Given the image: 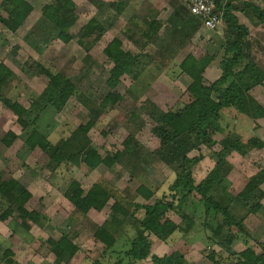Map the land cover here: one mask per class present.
Returning a JSON list of instances; mask_svg holds the SVG:
<instances>
[{
  "label": "rangeland",
  "instance_id": "374dc122",
  "mask_svg": "<svg viewBox=\"0 0 264 264\" xmlns=\"http://www.w3.org/2000/svg\"><path fill=\"white\" fill-rule=\"evenodd\" d=\"M24 1L32 9L15 31L0 9V65L10 72L0 89V264H151L152 255L172 252L182 254L189 264H211L206 259L209 251L225 264L232 258L229 251H221L197 225L191 235L176 231L166 242L144 234L151 249L139 252L138 262L125 253L141 233L139 220L144 212L137 205L162 197L169 200L176 179L187 174L197 186L212 171L219 153L229 152L234 142L238 150L224 156L222 181L208 195L230 204L235 217L244 219L247 234L234 231L238 240L231 244V252L248 246L260 253L264 248V118L252 120L234 109L222 110L209 146L193 134L162 147L153 131L166 113H176L194 99L183 61L189 55L204 60L200 82L209 87L221 76L223 61L233 56L227 45L239 32L237 26L246 34L235 73L248 63L254 65L260 82L246 96L252 109L257 105L264 109V22L244 7L255 4L264 11V0L219 1L222 8L230 5L231 9L225 25L224 19L215 31L200 26L175 0H66L74 18L64 32L67 40L43 17L42 10L51 0ZM91 23V33L82 36ZM81 38L84 46L78 42ZM116 52L135 61L111 92L106 80L114 63L108 55ZM43 69L62 75L73 88L60 109L54 95L52 105L47 104L44 90L50 80ZM108 93H113L112 103ZM212 97L217 99L216 94ZM6 101L23 110L22 123ZM80 127H87L84 137L86 148L94 151L93 168L67 159L58 162L53 156L61 157L60 147ZM42 139L48 142L46 150L40 147ZM134 150L136 155L126 153ZM117 152L122 158L110 164ZM73 185L81 189V197L100 187L108 196L104 206L85 214L76 210L65 197ZM141 185L153 190L149 201L137 193ZM18 187L30 194L22 207L37 213L38 223L20 216ZM242 194L262 209L246 213ZM184 205L187 214L202 220L204 209L196 192L189 193ZM169 218L180 223L172 213ZM99 229L113 239L111 245L107 236H99Z\"/></svg>",
  "mask_w": 264,
  "mask_h": 264
},
{
  "label": "trees",
  "instance_id": "16d2710c",
  "mask_svg": "<svg viewBox=\"0 0 264 264\" xmlns=\"http://www.w3.org/2000/svg\"><path fill=\"white\" fill-rule=\"evenodd\" d=\"M176 2L184 8L190 17L196 19L198 23L201 24V21L197 17H194L189 13L185 5L178 1ZM215 2L217 11L221 12L222 10L221 13L223 20L225 19V25L227 22V14L231 7L230 5H226L222 8L219 0H215ZM244 7L249 10L259 22H264V11L262 8L255 4H245ZM0 9H3L8 16L10 30L15 31L30 14L32 7L24 0H1ZM42 12L43 17L53 25L55 30L60 32L63 40H67L68 38L64 37V32L71 27L74 18L72 12L69 11L68 6L66 5V0H51V3L44 6ZM230 19L234 27H236V18L231 15ZM236 28L239 29V32L235 36H233V34L231 35V38L232 36L233 38L227 45V51L233 53V56L226 61H223L221 65V76L209 87L203 86L200 82V76L204 72L206 62L204 60H197L190 55L183 61L182 69L191 79L189 88L194 99L189 105L185 106L180 111L176 113L168 112L163 116L162 122L153 131L154 135L160 139V146L164 147L170 145L171 142L176 141L179 137H190L193 134L200 139L204 145H211L214 142V140H212V129H214V126L219 120L220 112L224 109H234L239 114L249 115L252 120L262 117L264 118V109L258 105L252 109L247 100L248 97L246 96L248 89L254 84L257 85L260 82V80L256 79L254 65L248 63L244 70L235 73L238 62L242 59V38L246 34L244 28L240 26H237ZM92 29V23L87 25L81 31L82 36H87L91 33ZM102 32L103 30L101 28L98 35L102 34ZM82 39L83 38L78 40L81 45L82 43L80 41ZM82 46H84V44ZM119 54L120 52H116L108 55L110 60L114 63V67L110 70V76L106 80V86L111 92L115 90L118 78L130 66V64L135 61V58L131 55L127 54L120 56ZM43 71L50 80L49 85L44 90L45 97H48L46 98L47 104L52 105V97L54 95V102L55 105H57L56 108L60 109L71 96L73 88L71 84L68 83V80L62 75L51 74L46 69H43ZM9 76L10 72L6 67L0 65V89L9 79ZM250 80H253V82ZM246 81L249 83L246 84ZM213 94L217 95V99H213ZM112 95L113 93H108L107 98H109V101L114 98ZM0 99L2 100V96H0ZM113 101L114 100H112L111 103ZM6 103L5 104L17 115L18 121L22 123L23 110L18 105L12 104L9 101H6ZM87 127L78 128L68 140V143L60 147L61 157H59L58 154L53 153V156H57L58 162L62 159H67V161L72 160L78 165H84L87 168L94 167L91 163L94 151L86 148L88 140L84 137L87 132ZM34 134L37 135V133ZM78 135H81L80 139L78 138ZM41 141H43L40 142L41 149L46 150L48 142L43 139ZM30 143L31 142H27L28 145H30ZM234 143L227 148L230 153L238 150L237 144L234 145ZM124 145L126 146L127 143ZM33 146L34 144H31L30 148ZM229 152L225 149L223 152L219 153L220 157L218 162L212 171H210L205 179L197 186H194L193 179L187 174L184 178L179 177L176 179V184L170 189V191H173V194L170 196L169 200L162 197L149 205H137V208L144 212L143 218L139 220L141 233L131 242L130 248L125 253L126 258L131 259L133 262H138V253L141 251L148 252L151 249L150 241L144 236V234L152 235L158 241L166 242L176 231L185 237L191 235L196 230L197 225L200 228H204V230L210 234V242L220 247L221 251H229L232 258L226 259L225 264H264V248L261 249L260 253H255L254 250L248 246L241 252H231V244L238 240L234 231L247 234L243 226L244 219H237L235 217V212L230 204H220L208 195L214 185L219 184L222 181V178L220 179L219 177V172L226 164L224 156L230 154ZM126 153L136 155L135 150L131 151V153ZM113 157H110V164L121 159L122 153L117 152ZM51 159H53V157H51ZM106 160L109 161V159ZM106 163L109 165V162L106 161ZM72 187L74 189H71L69 193H66L65 197L76 210H79L83 214L87 213L90 209L100 210L104 206L108 197L107 194L97 186L91 189L83 197H81L82 191L77 185H73ZM184 190L187 192L185 195ZM190 192H196L201 198V203L204 209L202 220H199L201 222L195 219L193 215L187 214L182 208V206H185L184 204L188 202V195ZM137 193L146 201H149L154 194L151 188L143 185L138 187ZM180 194L182 195L180 196ZM16 195L20 198L18 207L21 214L20 216L28 218V220L33 223H38L40 216L37 213L28 212L22 207L23 203L29 199L30 194L18 187ZM177 195L179 197H176ZM242 195L244 202L243 207L247 209L246 213H254L257 210L262 209V207H258L256 204L253 205L249 195ZM239 201L242 203L241 199H239ZM170 213L179 217L180 223L178 225L170 220ZM98 234L102 238L107 236L110 243L109 245L112 244L113 239L110 238L103 229H99ZM217 255L218 254L215 252L209 251L206 254V259L211 264H221L220 257L219 259L216 258ZM150 262L151 264H189L185 257L179 252H172L162 257L152 255Z\"/></svg>",
  "mask_w": 264,
  "mask_h": 264
},
{
  "label": "built area",
  "instance_id": "2783aa9c",
  "mask_svg": "<svg viewBox=\"0 0 264 264\" xmlns=\"http://www.w3.org/2000/svg\"><path fill=\"white\" fill-rule=\"evenodd\" d=\"M185 5L189 13L197 17L208 31H215L223 24L222 13L217 11L215 0H176Z\"/></svg>",
  "mask_w": 264,
  "mask_h": 264
},
{
  "label": "crops",
  "instance_id": "0c3cea01",
  "mask_svg": "<svg viewBox=\"0 0 264 264\" xmlns=\"http://www.w3.org/2000/svg\"><path fill=\"white\" fill-rule=\"evenodd\" d=\"M221 3H222V1L221 0H219ZM223 4V3H222ZM240 10V9H239ZM196 20V19H195ZM197 21V20H196ZM198 22V21H197ZM199 24V23H198ZM200 26H201V24H200Z\"/></svg>",
  "mask_w": 264,
  "mask_h": 264
}]
</instances>
